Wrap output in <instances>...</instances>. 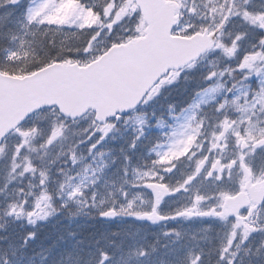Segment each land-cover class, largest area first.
<instances>
[{"label": "snow or ice", "instance_id": "obj_1", "mask_svg": "<svg viewBox=\"0 0 264 264\" xmlns=\"http://www.w3.org/2000/svg\"><path fill=\"white\" fill-rule=\"evenodd\" d=\"M0 264H264V0H0Z\"/></svg>", "mask_w": 264, "mask_h": 264}]
</instances>
